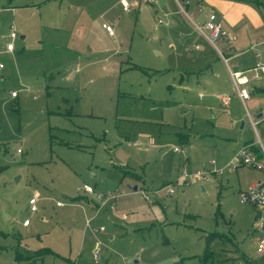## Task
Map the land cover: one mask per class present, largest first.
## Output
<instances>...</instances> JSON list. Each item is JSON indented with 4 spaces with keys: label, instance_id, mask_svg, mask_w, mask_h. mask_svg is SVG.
<instances>
[{
    "label": "rangeland",
    "instance_id": "374dc122",
    "mask_svg": "<svg viewBox=\"0 0 264 264\" xmlns=\"http://www.w3.org/2000/svg\"><path fill=\"white\" fill-rule=\"evenodd\" d=\"M136 1L0 0V264H264V209L241 201L261 173L228 165L245 143L264 152V75L252 127L194 24L215 11L239 50L264 41V0ZM212 160L209 179L182 175Z\"/></svg>",
    "mask_w": 264,
    "mask_h": 264
},
{
    "label": "built area",
    "instance_id": "2783aa9c",
    "mask_svg": "<svg viewBox=\"0 0 264 264\" xmlns=\"http://www.w3.org/2000/svg\"><path fill=\"white\" fill-rule=\"evenodd\" d=\"M186 3L187 0L185 1ZM121 3L123 5L124 9H129L130 8V2L129 0H121ZM201 10V8H200ZM162 19L159 18L158 21H161ZM195 28L196 30L204 37L206 41L211 43L219 52L220 56L224 60V62L227 65L235 92L237 95L241 98L243 102H245L247 99L250 97L249 93V87L247 86L251 80V78L258 79L264 74V57H262V52L259 49V45L264 43V41L256 42L252 45H250L249 48L255 50V55L258 58L254 63L250 64L249 66L246 67H241V68H233L232 65L229 64V60L236 57L238 53H224L217 45L216 40L217 39H222L223 41H228L231 43V39L229 38L228 31L227 29L223 26L222 22L218 19L217 13L215 11L210 10L208 14L206 15L204 21L202 23H196L194 21ZM103 27L106 28L107 31L112 33V27L111 25L107 23H102ZM17 37V32L15 31L14 25L11 24V31L8 34V42L5 45V49L8 51H11L14 47L13 45V40ZM197 47L198 45H194ZM187 49L190 47H186ZM230 48V46H229ZM3 67V63L0 62V68ZM11 94L14 96L16 95V91L12 90ZM221 102L224 105H227L229 102L230 96L223 94L220 96ZM248 122L252 127H255L257 124V119L255 118V112L246 110ZM256 143V142H254ZM253 142L245 143L238 147L232 158L230 159L228 165L232 168H236L239 165H250L252 167H255L256 169L260 170L262 172V177L255 180L249 189H247L244 193L241 195V201L242 202H247L253 205L255 208L258 210L264 209V152L262 151L261 153L253 147ZM175 150H177L176 147H174ZM19 150V149H18ZM220 168L215 166V161H211V167L205 170L197 169L193 172L187 173L186 171H183V176H188V175H193L196 176L200 179H209V173H216L220 172ZM166 186V185H165ZM168 186V184H167ZM82 189L87 192V193H93L97 199L101 200V203H105L107 201H110L114 203V199L116 195L112 193H108L106 195L103 192L97 191L94 186L88 184V183H83L82 184ZM143 192V191H142ZM144 193V192H143ZM145 196L146 193H144ZM36 198L35 197H30L29 203H30V209L36 210ZM58 205H62V202H57ZM98 210L96 209V212ZM255 222L256 226L258 228H264V215L262 214H257L255 217ZM24 224H28V220L25 219ZM85 225L89 228L97 229V227H94L92 225V217L86 219ZM100 229L103 228L102 225L99 226ZM99 240L97 242V247H95L93 256L96 258L98 257V244ZM257 251L258 252H264V237H262L259 242L257 243Z\"/></svg>",
    "mask_w": 264,
    "mask_h": 264
},
{
    "label": "crops",
    "instance_id": "0c3cea01",
    "mask_svg": "<svg viewBox=\"0 0 264 264\" xmlns=\"http://www.w3.org/2000/svg\"><path fill=\"white\" fill-rule=\"evenodd\" d=\"M119 2L121 3V0H119ZM130 2V5H136L137 4V1L136 0H130L129 1ZM122 4V3H121ZM123 6V5H122ZM223 6V5H222ZM218 16V19L222 22L223 21V23H224V27L226 28V29H228V25H227V22H228V20L227 21H225V20H223V19H221L220 17H219V15H217ZM222 23V24H223ZM23 37H24V35H23ZM22 37V38H23ZM232 38V37H231ZM236 37L235 36H233V39H235ZM232 40V39H231ZM234 44L235 43H233L232 41H231V43L229 44V45H227V47H226V49H228L230 52L229 53H234V52H236V53H238V55L236 56V57H234V58H232V59H230L229 61H231V60H233V65H232V67L235 69V68H241V66H240V64L242 63V60L243 61H246V63H247V65L246 66H249L250 64H252V63H254L258 58L256 57V55H255V50H253V49H251V48H249L250 47V45H252V44H249V45H247L246 47H243V48H239V50L234 46ZM195 45H198V44H195ZM229 46H230V48H229ZM199 46H197V47H194L195 49H197ZM259 49L261 50V52H262V56H264V47L263 48H261V45L259 46ZM249 53V55H250V58L249 59H247V58H244L245 57V55L246 54H248ZM231 65V64H230ZM264 75V74H263ZM262 75V76H263ZM261 76V77H262ZM260 77V78H261ZM231 78V77H230ZM260 78H258V79H260ZM252 79H255V78H251V80H250V82H249V84L251 83V81H252ZM232 81V80H231ZM233 84V83H232ZM248 86V85H247ZM234 87V86H233ZM257 87V86H256ZM235 90V89H234ZM256 90H263V88L261 87V88H257ZM236 95H237V93H235ZM223 94H219L218 95V97H219V99H220V101H221V98H220V96H222ZM230 96V95H229ZM238 96V95H237ZM239 97V96H238ZM240 98V97H239ZM230 99H231V96H230ZM230 99H229V102H230ZM249 99H250V97H249ZM249 99H247L245 102H243L242 100H241V98H240V100H241V102H242V104L244 105V107H245V110H249L248 109V107H247V101L249 100ZM228 102V103H229ZM222 103V102H221ZM228 103H227V105H228ZM223 104V103H222ZM224 105V104H223ZM227 105H225V106H227ZM258 110V109H257ZM257 110H254V109H252V110H250V111H254L255 112V118L257 119ZM261 112H262V110H261ZM246 117H247V114H246ZM247 120H248V118H247ZM257 122H258V119H257ZM253 143H254V141H252ZM253 147L255 148V149H257V147H256V143H254L253 144ZM258 150V149H257ZM260 171V170H259ZM260 173H261V175H260V178L262 177V172L260 171ZM259 179V178H258ZM257 180V179H256ZM255 181V180H254ZM253 181V182H254ZM252 182V183H253ZM251 183V184H252ZM251 186V185H250ZM250 188V187H249ZM24 225H27V224H24Z\"/></svg>",
    "mask_w": 264,
    "mask_h": 264
},
{
    "label": "trees",
    "instance_id": "16d2710c",
    "mask_svg": "<svg viewBox=\"0 0 264 264\" xmlns=\"http://www.w3.org/2000/svg\"><path fill=\"white\" fill-rule=\"evenodd\" d=\"M217 236L216 234L214 233H208L207 236H206V241H207V247L206 248H209V244L210 242L212 241V239Z\"/></svg>",
    "mask_w": 264,
    "mask_h": 264
},
{
    "label": "water",
    "instance_id": "95a60500",
    "mask_svg": "<svg viewBox=\"0 0 264 264\" xmlns=\"http://www.w3.org/2000/svg\"><path fill=\"white\" fill-rule=\"evenodd\" d=\"M21 37H23V35H21ZM262 115V112H261V109H258L257 110V117L261 116ZM242 125H243V122H242ZM134 190L137 189V186L136 185H132L131 186Z\"/></svg>",
    "mask_w": 264,
    "mask_h": 264
}]
</instances>
